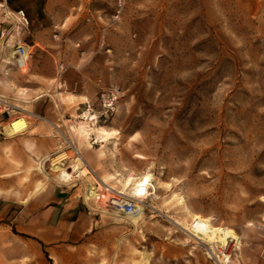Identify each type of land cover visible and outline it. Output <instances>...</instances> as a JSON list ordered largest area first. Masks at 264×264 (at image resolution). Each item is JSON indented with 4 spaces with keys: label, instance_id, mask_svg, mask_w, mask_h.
<instances>
[{
    "label": "rangeland",
    "instance_id": "rangeland-1",
    "mask_svg": "<svg viewBox=\"0 0 264 264\" xmlns=\"http://www.w3.org/2000/svg\"><path fill=\"white\" fill-rule=\"evenodd\" d=\"M3 9L0 26L16 37L8 44L28 45L30 56L9 70L0 59V93L60 130L30 118L24 132H4L45 125L32 135L50 150L51 178L39 159L18 160L17 187L58 181L80 195L67 184L80 157L116 189L127 176L155 177L137 222L98 214L124 225V251L95 264H264V0H34L27 24ZM194 214L237 239L197 240L181 227ZM0 264L50 263L0 225Z\"/></svg>",
    "mask_w": 264,
    "mask_h": 264
},
{
    "label": "crops",
    "instance_id": "crops-1",
    "mask_svg": "<svg viewBox=\"0 0 264 264\" xmlns=\"http://www.w3.org/2000/svg\"><path fill=\"white\" fill-rule=\"evenodd\" d=\"M33 3L34 0H0L3 10L12 14L14 21L18 20L16 11L20 9L34 21ZM2 29L0 26V32ZM11 30L14 27L7 30L6 37L0 38L2 61L9 56L5 40L9 43L10 38H16L10 34ZM6 72L5 68L3 73ZM56 108L57 105L55 111ZM44 126L39 123L31 130V135L11 139L0 133V225L14 226L20 238L35 241L50 264H95L98 256L113 255L117 251L122 255L124 225L90 212L79 195L63 188L62 182L54 181L58 184L49 187L45 181L38 180L37 183H43L38 189L30 178L17 187L16 161L19 160L21 167H27L35 159L48 157L49 148H38L40 139L32 135L37 133L35 129L39 133ZM106 232L114 238L106 240ZM113 243L116 249L111 251L109 247Z\"/></svg>",
    "mask_w": 264,
    "mask_h": 264
},
{
    "label": "built area",
    "instance_id": "built-area-1",
    "mask_svg": "<svg viewBox=\"0 0 264 264\" xmlns=\"http://www.w3.org/2000/svg\"><path fill=\"white\" fill-rule=\"evenodd\" d=\"M16 15L18 20L24 24L28 23V20L25 16L23 10L16 11ZM7 16L12 19V14L7 13ZM7 33V29L3 28L0 32V38L3 37ZM5 45L11 49L10 55L8 56L7 60L5 61L6 65L8 66L7 69L11 67L23 68L26 66L27 59L30 56L29 46L24 43H14L13 45L8 44V39L5 40ZM63 69V66H60V70ZM16 100L10 98L2 93H0V116H4L7 118L8 124L13 123L18 119H22L25 122H29L30 118L34 119H42L48 121L57 131H59V124H56L52 121L47 120L44 116L34 111H30L18 105ZM3 120H0V126ZM0 128V133L4 134L3 126ZM26 130V126L20 128L15 133H22ZM62 134V133H61ZM65 137V136H64ZM67 146L71 149V151L76 154V158L80 155L78 149L68 141ZM85 169V173H82V169ZM73 173V181L69 180L67 184H76L78 183L81 188V194L79 197L86 205L87 209L90 212H94L97 214H105L108 215L106 212L109 213H118L123 215L124 217H134L137 214V204H141L142 207L145 206V198L142 199H135L131 197L127 193H122L120 189H116L112 185L108 183H104L102 179L97 175V173L93 170V168L88 163H83L82 168H79ZM66 185V184H63ZM94 188V193L92 196H88L87 191L89 187ZM98 205H95V204Z\"/></svg>",
    "mask_w": 264,
    "mask_h": 264
},
{
    "label": "bare ground",
    "instance_id": "bare-ground-1",
    "mask_svg": "<svg viewBox=\"0 0 264 264\" xmlns=\"http://www.w3.org/2000/svg\"><path fill=\"white\" fill-rule=\"evenodd\" d=\"M25 126L27 129L28 123L22 119H18L16 121H13V123L11 122V123L3 126V129H4L3 131L6 132L7 134H12V133H15L17 130H19L20 128L25 127ZM84 134L86 135V138H87L88 132L85 131ZM78 159H80V165L78 166V169H79V168H82L83 163H85V161L83 159H81V157ZM43 162H44L43 160H40L38 162L37 168L42 173H44L45 176L50 177L48 175V173H46L43 169ZM51 164L53 166V169L62 170L61 172L66 173L65 169L58 162V160L56 161L55 158H53ZM82 173H85L84 168L82 169ZM154 179H155L154 175L152 173H149V172H146V173L138 175V176H127L122 181L123 188L120 191L122 193L129 194L131 197H133L135 199H142L145 197H149L150 194L151 195L154 194V191L150 193V190L152 188H154V184H153ZM102 181L104 183H106L105 180H102ZM42 185H43V183L39 181L37 183V188L40 189L42 187ZM93 193H94V188L90 186L88 191H87V194H88V196H92ZM142 208L143 207L141 204H137V214L133 217L135 219V221H136V218L141 213ZM109 214L114 215L115 218H117V219H123L124 218V216H122L118 213H109ZM210 220L206 217L199 215V214H194L190 223H187L184 221L183 225H181L178 220H175L174 223H176L179 226L181 225V227L183 229H185L187 231V233H189L190 235H192L193 237H195L199 241H206L208 243L221 242L222 244H224L227 242L228 239H232V240L237 239L236 233L232 229L226 228V227L214 226L210 222ZM132 223L134 225V221ZM209 252H210L209 254H212L210 249H209ZM214 258L218 264H222V263H220V260H218V257L214 256Z\"/></svg>",
    "mask_w": 264,
    "mask_h": 264
}]
</instances>
